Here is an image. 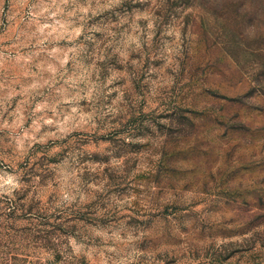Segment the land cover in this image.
Here are the masks:
<instances>
[{
    "label": "rangeland",
    "instance_id": "rangeland-1",
    "mask_svg": "<svg viewBox=\"0 0 264 264\" xmlns=\"http://www.w3.org/2000/svg\"><path fill=\"white\" fill-rule=\"evenodd\" d=\"M0 178V264H264V0H0Z\"/></svg>",
    "mask_w": 264,
    "mask_h": 264
},
{
    "label": "clouds",
    "instance_id": "clouds-1",
    "mask_svg": "<svg viewBox=\"0 0 264 264\" xmlns=\"http://www.w3.org/2000/svg\"><path fill=\"white\" fill-rule=\"evenodd\" d=\"M0 179H2V178H0ZM13 177H9L8 179H6V180H3V184H8V185H12L13 184ZM3 184H0V187H3ZM13 186H15V185H13Z\"/></svg>",
    "mask_w": 264,
    "mask_h": 264
}]
</instances>
